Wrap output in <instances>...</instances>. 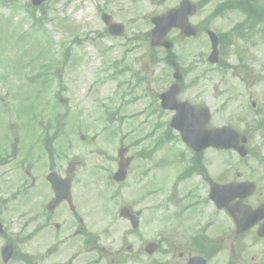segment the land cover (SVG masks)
Returning a JSON list of instances; mask_svg holds the SVG:
<instances>
[{
  "label": "rangeland",
  "instance_id": "rangeland-1",
  "mask_svg": "<svg viewBox=\"0 0 264 264\" xmlns=\"http://www.w3.org/2000/svg\"><path fill=\"white\" fill-rule=\"evenodd\" d=\"M191 1L201 6L191 22L208 21L222 35L231 31L232 46L222 54L223 62L219 66H210L205 58L194 64L200 53L206 54L209 50L206 38L181 44L177 32L167 36L174 43L172 52L177 57L176 65L181 71L192 69L182 79L183 88L178 98L207 105L211 110L210 126L229 125L250 137V147L257 148L263 160L261 168L254 161L248 168L246 157L245 165L233 168L231 176L257 181L258 193L253 202L263 201L264 131H256L254 127L257 123L264 124V21L253 24L255 31L247 33L246 37H238L233 28L244 23L242 13L231 10L213 18L212 12L221 0ZM253 1H256L255 10H260L264 0H246L244 5L250 8ZM177 4V0H76L75 6L46 8L47 16L35 33L25 12L0 7V156L13 146L16 151L11 164L0 169V196L18 188L25 178L19 164L23 158L27 159L28 150L25 138L14 145L6 135L22 133L24 137L25 133L35 147L30 156L38 155L32 160L33 175L43 176L54 166L63 176L68 162H75L74 201L89 213L94 229L100 230L105 222L102 213L104 178L116 169L118 147L127 146V154L134 156L156 149L155 162L137 159L132 164L123 189L125 202L138 203L135 209L145 210L143 222L151 223L150 199L146 195L149 170L152 164L157 165V182L163 191L175 175L174 169L165 166V161L170 153L172 156L178 153L161 146L158 140L170 114L159 110L157 95L172 83L173 68L164 61V51L151 50L142 35L150 29V17ZM99 7L124 25L123 37L105 35ZM40 14L37 11L36 16ZM135 34L140 37L133 39ZM226 63L229 67L225 69ZM46 64L55 66L44 70ZM198 78L202 80L193 85ZM46 79L48 82L43 84ZM41 122L44 126L54 125L50 126V134L55 135L51 145L55 151L52 162L44 157L35 141L42 134L43 127L38 126ZM10 129L14 131L9 132ZM173 135L174 140L167 141L169 146L180 148L181 141L175 133ZM211 157L217 162L216 169L222 171L228 165L224 160L237 159L231 152ZM139 180L144 182H140V188L136 187ZM50 195L39 183L28 195L18 196L11 202V208L3 214L11 234L17 237L38 229V217ZM157 196L159 201L163 200V194ZM115 205L110 206L109 214ZM64 207L55 211L49 230L18 247L34 264H53V258L39 263L37 256L50 244L53 222L63 218ZM222 215L221 225L229 226ZM159 223L162 221L158 219ZM146 233L144 239L153 237L150 232ZM11 264L23 263L14 259Z\"/></svg>",
  "mask_w": 264,
  "mask_h": 264
},
{
  "label": "flooded vegetation",
  "instance_id": "flooded-vegetation-1",
  "mask_svg": "<svg viewBox=\"0 0 264 264\" xmlns=\"http://www.w3.org/2000/svg\"><path fill=\"white\" fill-rule=\"evenodd\" d=\"M75 1L46 0L39 7H67ZM0 4L14 7L32 6L30 0H6ZM201 25L203 29V23ZM155 151L156 149L150 150L149 161L155 162ZM132 156L133 160L127 168L128 175L132 164L139 159V156ZM35 157L27 156L24 163ZM216 163L213 159H196L188 165L178 162L175 166L174 183L167 185L163 191L158 187L157 165L152 164L147 191L150 199V224L143 222L145 210L135 209L138 203L125 202L123 192L125 184L105 187L102 204L105 222L101 224L100 230L94 229L89 213L83 208L76 203L75 207H68L66 202H62L56 210L61 206L66 207L63 218L60 222H53L50 244L40 250L39 263L48 262L53 258V264H190L192 258H202L204 264H264V238L257 236L260 223L237 233L235 219L240 213L235 209L232 214L227 210L220 211L209 198L212 183H226L220 179ZM9 165L8 161L0 160V169ZM23 174L25 178L13 191L16 198L28 195L27 190L36 189L39 183L48 189L46 176H34L28 169H24ZM73 184L72 175L71 186ZM136 185L140 188L139 181ZM109 189L117 191L109 192ZM107 192L110 193L109 196ZM158 194H163V201L157 199ZM8 195L9 193L0 197V219L4 205L9 203L6 200ZM254 195L240 201L234 200L228 203V207L236 208L246 204L256 207L261 202L251 203ZM72 200L74 202V197ZM113 203L116 205L109 214L108 209ZM171 208H174V211L170 210ZM43 210L38 217L40 220L38 235L50 229L51 219L56 211H46L44 205ZM221 212L229 223L227 227L220 223ZM158 219L162 223L157 224ZM146 232H150V237H153L144 239ZM12 238L14 237L10 234L9 226L4 223V231L0 235V248L10 244L16 251L17 245ZM149 243L152 244L151 247H147Z\"/></svg>",
  "mask_w": 264,
  "mask_h": 264
},
{
  "label": "water",
  "instance_id": "water-1",
  "mask_svg": "<svg viewBox=\"0 0 264 264\" xmlns=\"http://www.w3.org/2000/svg\"><path fill=\"white\" fill-rule=\"evenodd\" d=\"M38 0L35 1L36 4H38ZM194 13V7L188 2V0H182V3L180 4L179 8L171 10L167 12L166 14L154 18L153 22L156 24L155 29L152 32V38H151V44L152 45H158L160 44L161 39L166 35V33L172 28V27H177L180 28L181 31V36H189L193 34V29L190 28V26L187 24V17L190 14ZM215 44L216 41H213V48L215 49ZM163 46L169 48L171 47L170 44L167 43H162ZM215 52V51H213ZM211 61L216 60V55L213 53L210 57ZM178 79V76H176ZM177 93V89L175 86H172L171 89L168 91V102L171 103L168 107H172L173 109H176L177 107V102L175 101V95ZM185 107L186 109H182ZM178 112L180 111V114L178 116V119H182L183 113L184 112H193V118L196 120L197 125L194 131H186L183 135L182 138L186 139V141L189 143L190 138H196L195 144L199 147L196 148H203L208 145H213L216 147H221V148H236L234 146V142L237 138V134L228 127H222L218 129H213V130H208L204 128L205 123L209 119L208 115V110L204 107L201 108H195L191 107L186 103H183L182 105H179L177 108ZM174 126L178 129H182V126L179 124H174ZM244 141V140H242ZM238 152L243 155L244 154V148H236ZM72 166V165H71ZM71 166L68 171L71 170ZM120 168L123 171H120L119 173L116 174L117 180H120L124 177L125 174V167L120 165ZM120 174V175H119ZM119 176V177H118ZM52 188L54 189L55 192V202L61 201L63 198H69V183L68 180H62L58 176H54L52 174L49 178ZM235 195L239 196L238 193ZM233 195V196H235ZM55 203H52L51 206H53ZM264 207H259L256 212L260 211ZM252 214V213H250Z\"/></svg>",
  "mask_w": 264,
  "mask_h": 264
},
{
  "label": "trees",
  "instance_id": "trees-1",
  "mask_svg": "<svg viewBox=\"0 0 264 264\" xmlns=\"http://www.w3.org/2000/svg\"><path fill=\"white\" fill-rule=\"evenodd\" d=\"M250 7H252V5H251ZM250 11H251V10H250ZM250 11H249L248 13H249V14H252V12H250Z\"/></svg>",
  "mask_w": 264,
  "mask_h": 264
}]
</instances>
